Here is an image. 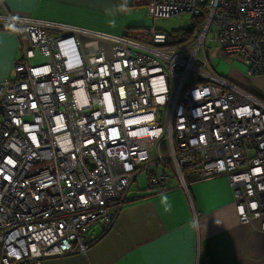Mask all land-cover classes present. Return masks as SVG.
I'll return each mask as SVG.
<instances>
[{"label": "built area", "instance_id": "built-area-1", "mask_svg": "<svg viewBox=\"0 0 264 264\" xmlns=\"http://www.w3.org/2000/svg\"><path fill=\"white\" fill-rule=\"evenodd\" d=\"M148 8L153 18L208 15L191 43L171 48L154 26L116 36L5 15L29 45L0 81V264L85 251L92 227L108 229L139 171L158 161L182 185L187 170L223 174L241 222L264 214V105L211 64L223 50L247 75L264 73V0ZM210 25L215 48L205 45ZM55 27L60 35L47 31ZM171 180L155 171L150 187Z\"/></svg>", "mask_w": 264, "mask_h": 264}, {"label": "crops", "instance_id": "crops-1", "mask_svg": "<svg viewBox=\"0 0 264 264\" xmlns=\"http://www.w3.org/2000/svg\"><path fill=\"white\" fill-rule=\"evenodd\" d=\"M148 2L0 0V81L12 74L20 48L29 45L26 31H15L6 20L8 13L119 36L138 29L132 12L142 6L149 12ZM47 31L62 33L58 27ZM224 76L264 101V73L247 75L240 57ZM184 179L182 185L172 178L165 190L130 185L112 225L104 232L92 227L96 240L85 251L45 257L42 264H264V214L241 222L223 174L199 177L187 170Z\"/></svg>", "mask_w": 264, "mask_h": 264}, {"label": "rangeland", "instance_id": "rangeland-1", "mask_svg": "<svg viewBox=\"0 0 264 264\" xmlns=\"http://www.w3.org/2000/svg\"><path fill=\"white\" fill-rule=\"evenodd\" d=\"M134 14H135L134 19L138 22V24L135 25L144 26V27L155 26L167 32H172L180 28H188L194 23H197L201 28L205 23L206 17L208 15V11L206 8H203L202 15L194 16V17L191 16L190 14H182L167 18L157 17L156 19H154L153 16L147 11L146 7L142 6L136 9V12H132V15ZM213 36L214 34L212 32V25H210L206 33V39H205L206 46L212 48L218 46L215 40L209 39V37H213ZM238 56L239 55L236 53L226 55V53L223 50H218L217 53L212 58L211 61L212 67L217 73L225 75L229 70V68L231 67V64L234 62V59L237 58ZM228 80L234 84L236 83L230 78H228ZM242 88L244 87L242 86ZM246 90L249 91L248 89ZM253 94L256 95L255 93H252V95ZM258 99L257 100L262 105H264V101L262 100V98L259 97ZM156 159H158V155L154 151H150V160L155 161ZM140 167H142V165H140ZM163 170H164V165L161 161H158L157 163H152L149 166L141 169L137 174L136 179L131 183L130 190L147 188V186L150 184L151 172L154 173L155 171H157L158 173H160ZM166 172L170 174L172 178H176L174 171L171 170L170 167H166Z\"/></svg>", "mask_w": 264, "mask_h": 264}, {"label": "trees", "instance_id": "trees-1", "mask_svg": "<svg viewBox=\"0 0 264 264\" xmlns=\"http://www.w3.org/2000/svg\"><path fill=\"white\" fill-rule=\"evenodd\" d=\"M199 29H200V26L197 23H194L188 28H180L178 30L168 32L167 42L162 46L165 48H171V47H180V46L189 44L196 38L198 34L197 32H199ZM225 53L226 55L232 54L226 51ZM162 163L164 165V171H166V167L171 168V165L169 164L168 161H162ZM152 174L153 172H151V175Z\"/></svg>", "mask_w": 264, "mask_h": 264}]
</instances>
